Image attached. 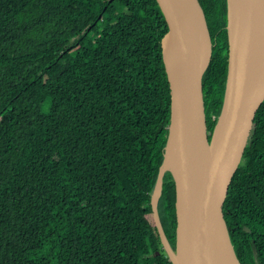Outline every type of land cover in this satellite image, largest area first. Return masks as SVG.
<instances>
[{"label": "trees", "instance_id": "1", "mask_svg": "<svg viewBox=\"0 0 264 264\" xmlns=\"http://www.w3.org/2000/svg\"><path fill=\"white\" fill-rule=\"evenodd\" d=\"M198 2L213 44L210 139L226 2ZM166 32L155 0H0V264H171L150 207L169 123ZM174 201L166 173L157 210L172 247ZM223 215L240 264H264V101Z\"/></svg>", "mask_w": 264, "mask_h": 264}, {"label": "water", "instance_id": "2", "mask_svg": "<svg viewBox=\"0 0 264 264\" xmlns=\"http://www.w3.org/2000/svg\"><path fill=\"white\" fill-rule=\"evenodd\" d=\"M155 1L167 25L160 47L170 89L163 158L150 194L161 246L171 264H240L223 205L264 101V0H225L227 73L210 139L202 78L213 44L203 10L198 0ZM166 173L174 182V247L157 210Z\"/></svg>", "mask_w": 264, "mask_h": 264}, {"label": "bare ground", "instance_id": "3", "mask_svg": "<svg viewBox=\"0 0 264 264\" xmlns=\"http://www.w3.org/2000/svg\"><path fill=\"white\" fill-rule=\"evenodd\" d=\"M167 166H168V167H171V165H170V164H167Z\"/></svg>", "mask_w": 264, "mask_h": 264}, {"label": "rangeland", "instance_id": "4", "mask_svg": "<svg viewBox=\"0 0 264 264\" xmlns=\"http://www.w3.org/2000/svg\"><path fill=\"white\" fill-rule=\"evenodd\" d=\"M207 24V23H206ZM208 28V27H207Z\"/></svg>", "mask_w": 264, "mask_h": 264}]
</instances>
